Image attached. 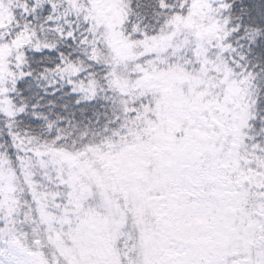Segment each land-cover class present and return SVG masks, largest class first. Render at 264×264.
Wrapping results in <instances>:
<instances>
[{
  "label": "snow or ice",
  "instance_id": "6c2138e0",
  "mask_svg": "<svg viewBox=\"0 0 264 264\" xmlns=\"http://www.w3.org/2000/svg\"><path fill=\"white\" fill-rule=\"evenodd\" d=\"M0 264H264V0H0Z\"/></svg>",
  "mask_w": 264,
  "mask_h": 264
}]
</instances>
